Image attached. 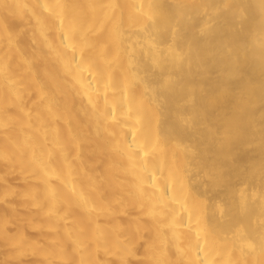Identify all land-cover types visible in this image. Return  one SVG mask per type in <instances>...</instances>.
<instances>
[{
  "label": "bare ground",
  "instance_id": "bare-ground-1",
  "mask_svg": "<svg viewBox=\"0 0 264 264\" xmlns=\"http://www.w3.org/2000/svg\"><path fill=\"white\" fill-rule=\"evenodd\" d=\"M264 0H0V264H264Z\"/></svg>",
  "mask_w": 264,
  "mask_h": 264
},
{
  "label": "rangeland",
  "instance_id": "rangeland-1",
  "mask_svg": "<svg viewBox=\"0 0 264 264\" xmlns=\"http://www.w3.org/2000/svg\"><path fill=\"white\" fill-rule=\"evenodd\" d=\"M262 107L264 108V104L262 105Z\"/></svg>",
  "mask_w": 264,
  "mask_h": 264
}]
</instances>
